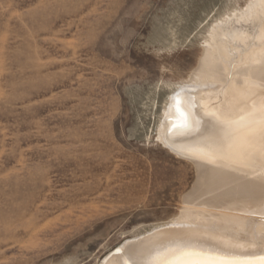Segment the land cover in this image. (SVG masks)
<instances>
[{"label":"rangeland","instance_id":"374dc122","mask_svg":"<svg viewBox=\"0 0 264 264\" xmlns=\"http://www.w3.org/2000/svg\"><path fill=\"white\" fill-rule=\"evenodd\" d=\"M249 1L0 0V264H100L180 213L170 82Z\"/></svg>","mask_w":264,"mask_h":264},{"label":"bare ground","instance_id":"6f19581e","mask_svg":"<svg viewBox=\"0 0 264 264\" xmlns=\"http://www.w3.org/2000/svg\"><path fill=\"white\" fill-rule=\"evenodd\" d=\"M170 84L158 141L197 181L177 216L100 264H264V0L212 24L197 67Z\"/></svg>","mask_w":264,"mask_h":264}]
</instances>
